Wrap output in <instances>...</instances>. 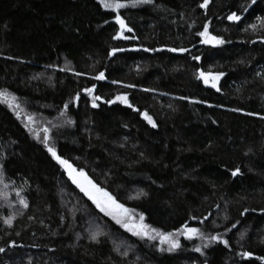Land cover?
<instances>
[{
  "label": "trees",
  "instance_id": "16d2710c",
  "mask_svg": "<svg viewBox=\"0 0 264 264\" xmlns=\"http://www.w3.org/2000/svg\"><path fill=\"white\" fill-rule=\"evenodd\" d=\"M121 2L130 42L113 38L116 13L97 0H0V91L20 113L0 103V264H264V0ZM205 23L223 44L201 42ZM201 71L223 73L219 91ZM44 128L58 155L146 224L203 239L177 236L169 252L125 231L52 159Z\"/></svg>",
  "mask_w": 264,
  "mask_h": 264
},
{
  "label": "snow or ice",
  "instance_id": "6c2138e0",
  "mask_svg": "<svg viewBox=\"0 0 264 264\" xmlns=\"http://www.w3.org/2000/svg\"><path fill=\"white\" fill-rule=\"evenodd\" d=\"M97 2L100 4V6L106 10H110L113 13H116L115 15V22L120 26L121 30H126L128 32H131L132 29L128 28L125 24V21L122 19L121 15L119 14V10L123 9L126 7L125 3L121 2V0H97ZM130 2L133 4V6L137 3H150L151 0H130ZM252 3H255V0H252ZM209 4V0H203V2L199 5L200 8L204 9L206 6ZM227 19L229 21H239L241 19L240 16H238L236 13L230 14ZM253 28H255V25H252ZM202 40L201 42L204 44H210L212 46L220 45L223 44L224 41L223 39L212 35L208 31V24L205 23L203 26V31H200L197 33ZM116 36H120V32L116 34ZM114 39L116 37H113ZM127 39L128 37H124ZM264 42V41H262ZM169 51H180L184 52L187 51V49H168ZM113 51H122V49H113ZM147 51V49H145ZM112 52L109 53L111 55ZM193 59L199 61L200 57L195 56ZM63 70V69H61ZM76 75H81L80 73H75ZM223 73H217V74H212V73H205L203 71L199 72L198 79L202 80L203 83L206 86H209L211 88L216 89L219 91V88L217 87L216 81L219 80L220 76H222ZM94 79L97 80H103L104 79V73L101 72L99 73ZM95 87V86H93ZM125 87H130V85H125ZM86 93L91 95L92 89H85L84 90ZM14 96H10V94L0 91V103L6 104L10 109L14 111V114L17 115V118H19V105H14L13 101H15ZM79 99V96L73 97V101H77ZM93 103L92 107H97L95 101L100 100L101 98L99 96H94L92 97ZM119 100L121 103L127 104L128 107H132L131 104L128 103L127 97L126 96H118L116 98ZM114 101L109 100L107 103L111 104ZM64 108H68V104L64 105ZM135 111L136 109L133 108ZM65 115L64 111L60 112V116L63 117ZM142 117L152 126L156 127V124L154 123L152 117L147 113H141ZM25 120L31 121L32 117L31 116H26ZM49 123H51L49 121ZM68 123L71 124L72 121L68 120ZM55 126V125H54ZM38 139H40L38 137ZM42 142L44 144V147L47 149L48 153L51 155L52 159L59 164L65 173L68 176V179L72 182L73 185L76 186V188L79 189L81 193L85 197H87L88 200L92 202L93 205L99 210V212L103 213L104 216L109 217L112 219L116 224L120 225L125 231L131 233V235L142 238V239H148V240H153L156 238H159V242L161 245H167L166 249H160V250H167L169 252L177 249L180 247L179 241L176 238L177 236H183L185 239L191 240L194 237H197L199 234V238L203 239V235L200 234V230L195 227H188L187 225H182L180 229L176 230V233H163L160 232L158 229L151 227L150 225L146 224L144 222L145 217L143 214L137 213L134 209H130L125 207L124 204L118 202V200L109 192L105 191L103 188L98 187L91 179L88 178V176L84 173L82 169H76L73 167L71 163L67 159L62 158L60 155L57 154V151L54 147L49 145V129L44 128L43 129V137H42ZM239 173V168L233 170L231 172V175L233 177L237 176ZM3 173L0 172V178H2ZM18 201L22 207H27V202L26 200L20 196V194L17 192L16 193ZM146 195L142 191L137 194L135 198H139L140 196ZM5 196V194L0 191V197ZM133 198V197H130ZM247 209H245V212ZM244 213H241L243 215ZM31 219V218H30ZM207 219V217H205ZM4 223L11 227L12 226V217H8L7 219L4 220ZM233 228L236 227V224L232 225ZM152 233H155V236L152 235ZM98 230L93 231L90 233V239L93 241H97V237L101 235ZM243 235V234H242ZM212 241L218 240L217 236H212L210 237ZM221 243L225 245V247L228 246V242L226 240H221ZM9 246H12L11 244ZM204 247H208V244L205 243ZM4 248H0V252H3ZM195 251L200 252V248L197 247L195 248ZM127 253H125L126 255ZM244 257H250L251 253L244 252L241 254ZM259 259H264V258H259Z\"/></svg>",
  "mask_w": 264,
  "mask_h": 264
},
{
  "label": "water",
  "instance_id": "95a60500",
  "mask_svg": "<svg viewBox=\"0 0 264 264\" xmlns=\"http://www.w3.org/2000/svg\"><path fill=\"white\" fill-rule=\"evenodd\" d=\"M120 36H116L115 40L117 41H123V42H130L132 39L130 37H128L127 39H125L124 37H127V35L125 34L124 30L120 29Z\"/></svg>",
  "mask_w": 264,
  "mask_h": 264
}]
</instances>
